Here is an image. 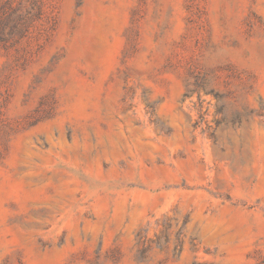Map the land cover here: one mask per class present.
<instances>
[{
	"label": "rangeland",
	"instance_id": "374dc122",
	"mask_svg": "<svg viewBox=\"0 0 264 264\" xmlns=\"http://www.w3.org/2000/svg\"><path fill=\"white\" fill-rule=\"evenodd\" d=\"M0 264H264V0H0Z\"/></svg>",
	"mask_w": 264,
	"mask_h": 264
}]
</instances>
